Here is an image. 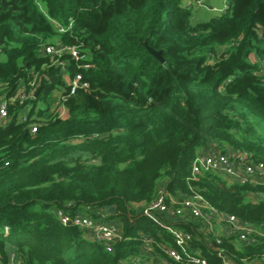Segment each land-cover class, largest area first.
Listing matches in <instances>:
<instances>
[{"label":"trees","instance_id":"16d2710c","mask_svg":"<svg viewBox=\"0 0 264 264\" xmlns=\"http://www.w3.org/2000/svg\"><path fill=\"white\" fill-rule=\"evenodd\" d=\"M198 1L0 0V96L22 84L39 89L10 103L0 122V264L12 254L23 264H264V235L241 241L188 214L156 220L142 209L164 184L264 228V184L192 175L208 147L264 162V0H228L193 23ZM71 18L67 32L53 22ZM50 44L78 45L85 56L45 54ZM66 75L88 86L69 94ZM56 208L118 223L122 237L107 250L87 230L62 224ZM174 228L192 235L186 246Z\"/></svg>","mask_w":264,"mask_h":264},{"label":"built area","instance_id":"2783aa9c","mask_svg":"<svg viewBox=\"0 0 264 264\" xmlns=\"http://www.w3.org/2000/svg\"><path fill=\"white\" fill-rule=\"evenodd\" d=\"M204 2L198 1L196 5H202ZM57 29L60 32L70 31L74 19L71 18L68 24H61L58 21L53 20ZM45 54L61 55L63 53H69L75 60L84 58L78 50V45L68 44H50L43 48ZM90 66L85 64L84 67ZM264 73V64H263ZM68 85L70 86L69 94H74L78 87H87L88 83L82 81L80 75L72 78L66 75ZM35 83L30 82V86L34 88ZM33 91H27V86L22 84L17 93L13 97L0 96V122L5 121L9 117V104L15 99L21 101L27 100L33 94ZM65 92L60 91L57 93L56 105L60 104V100H63ZM63 113V112H62ZM22 120H27V114L22 115ZM40 123L34 122L31 124V131L36 133ZM202 171H215L233 182L252 184H264V162L255 160L251 154L246 150L230 149L228 152H222L218 148L208 147L200 150L197 154L194 162L192 163V175L196 177ZM143 211L147 215L152 216L156 220L162 218L165 215L168 219H175L179 216L188 214L198 220H203L209 232H218L217 235L222 234H236L241 241L256 242L257 236L264 235V228L261 230L258 227L250 225L236 215L228 214L219 211L213 207L207 200H205L200 194L192 193L180 198L170 194L164 184L160 186L157 197L150 203L143 205ZM55 214L64 225L74 223L81 228L87 230L92 237L97 240L103 241L107 250H113V244L116 240L121 239L120 224L107 221H95L88 216L78 215L76 217L71 216L62 209L56 208ZM161 214V215H159ZM223 230V231H221ZM173 235L175 242L180 246H186L191 240L192 235L189 232L180 228L173 229ZM151 239L145 238L144 248L146 251H151L150 246ZM169 256L175 260L180 259V253L174 248L163 247ZM11 264H23L22 260L17 258L15 254L11 255ZM194 262L199 264H206L204 258L195 259ZM264 263V261H263ZM159 264H166L160 262ZM225 264H234L230 260L226 259Z\"/></svg>","mask_w":264,"mask_h":264},{"label":"rangeland","instance_id":"374dc122","mask_svg":"<svg viewBox=\"0 0 264 264\" xmlns=\"http://www.w3.org/2000/svg\"><path fill=\"white\" fill-rule=\"evenodd\" d=\"M213 4V11L208 7ZM228 6V0H207L202 5H195L193 9L192 22L197 23L200 21H207L212 16L217 15L221 10ZM212 9V8H211Z\"/></svg>","mask_w":264,"mask_h":264},{"label":"water","instance_id":"95a60500","mask_svg":"<svg viewBox=\"0 0 264 264\" xmlns=\"http://www.w3.org/2000/svg\"><path fill=\"white\" fill-rule=\"evenodd\" d=\"M144 44L148 47L149 51L151 54H153L154 56H156L159 60H161V62H164V58L162 56V52L161 51H156L153 48H150L148 46V43L145 41ZM39 93V89L36 91L35 96ZM232 263V262H231Z\"/></svg>","mask_w":264,"mask_h":264},{"label":"crops","instance_id":"0c3cea01","mask_svg":"<svg viewBox=\"0 0 264 264\" xmlns=\"http://www.w3.org/2000/svg\"><path fill=\"white\" fill-rule=\"evenodd\" d=\"M204 1L206 2L207 0H204ZM213 6H214V5L211 4V5L208 7V9L210 8L209 10L213 11V8H214ZM211 8H212V9H211ZM221 231H223V230H221ZM258 264H259V263H258Z\"/></svg>","mask_w":264,"mask_h":264}]
</instances>
